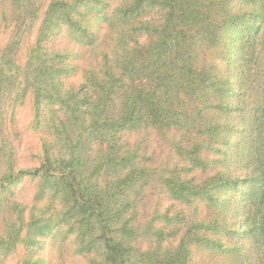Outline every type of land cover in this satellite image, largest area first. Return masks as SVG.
Segmentation results:
<instances>
[{
	"label": "trees",
	"instance_id": "trees-1",
	"mask_svg": "<svg viewBox=\"0 0 264 264\" xmlns=\"http://www.w3.org/2000/svg\"><path fill=\"white\" fill-rule=\"evenodd\" d=\"M3 33L0 264H264V0H0Z\"/></svg>",
	"mask_w": 264,
	"mask_h": 264
},
{
	"label": "rangeland",
	"instance_id": "rangeland-1",
	"mask_svg": "<svg viewBox=\"0 0 264 264\" xmlns=\"http://www.w3.org/2000/svg\"><path fill=\"white\" fill-rule=\"evenodd\" d=\"M55 37V35H53ZM60 35H57L55 37L56 41L58 42ZM6 38V33L0 34V45L3 44ZM30 119V111L28 107L22 106L20 114L18 116V123H20L19 126H17L20 129V132L22 134L21 139L17 143V151L18 155L22 158V165L26 166H32L35 163L32 161L33 160V154H36L38 151V140L37 137L33 134L28 132L26 129V124ZM155 162L156 165H161V164H166L167 161H152ZM153 186V185H151ZM160 188L157 186H154L153 188V193L154 196L157 198L160 192ZM162 211V209H160ZM42 243H40V248L37 251L36 255H38L40 258H44L45 261L50 260V254H49V239L44 237ZM18 258V254L15 253V255H11L9 258L8 264H16V260ZM51 264V263H50Z\"/></svg>",
	"mask_w": 264,
	"mask_h": 264
}]
</instances>
